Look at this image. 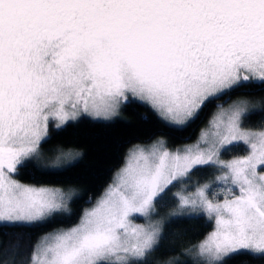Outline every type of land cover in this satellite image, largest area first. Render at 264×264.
I'll list each match as a JSON object with an SVG mask.
<instances>
[{"label":"snow or ice","instance_id":"6c2138e0","mask_svg":"<svg viewBox=\"0 0 264 264\" xmlns=\"http://www.w3.org/2000/svg\"><path fill=\"white\" fill-rule=\"evenodd\" d=\"M244 88L264 90V0H0V229L52 226L18 253L21 264H152L166 238L153 216L169 196L173 219L212 228L185 249L186 264L264 262V109L231 101ZM133 102L178 131L211 111L194 144L130 149L76 222L71 187L18 178L29 166L68 171L71 153L32 163L50 123L110 120ZM206 169L212 179H193Z\"/></svg>","mask_w":264,"mask_h":264},{"label":"trees","instance_id":"16d2710c","mask_svg":"<svg viewBox=\"0 0 264 264\" xmlns=\"http://www.w3.org/2000/svg\"><path fill=\"white\" fill-rule=\"evenodd\" d=\"M237 98L253 99L257 111L264 109V90L259 88H244L233 93L231 100ZM226 100L228 98H225ZM209 111L203 113L199 120L184 130H176L166 124L147 105L133 102L123 105L118 115L110 120H98L83 116L79 120L69 122L61 130L54 124L49 125L51 139L42 143L43 150L69 148L80 150V156L72 163L62 167L68 169L63 175L43 176L36 168L29 166L21 168L19 178L36 183H49L65 187H75L78 192L74 196V215L70 222H76L81 210L91 203L114 177L116 170L123 164L127 149L135 142L149 141L159 135L166 137L169 146L173 147L198 137L201 127L206 124ZM262 117L253 116L246 121V126L257 127ZM240 149L222 152V156L238 154ZM33 165L45 167L36 162ZM214 170L206 169L195 176L199 180L209 179ZM176 189H173L175 191ZM176 207V202L167 197L157 204L156 211L163 212ZM52 226L46 228H11L0 229V259H15L21 264L23 256L31 243ZM211 225L203 218L177 221L172 216L163 224L165 239L160 248L151 257L152 264H163L167 259L178 258L181 264H186L189 257L184 251L192 243L201 240L209 231ZM19 246V247H17ZM264 264L253 260L247 255H239L232 259L231 264Z\"/></svg>","mask_w":264,"mask_h":264},{"label":"rangeland","instance_id":"374dc122","mask_svg":"<svg viewBox=\"0 0 264 264\" xmlns=\"http://www.w3.org/2000/svg\"><path fill=\"white\" fill-rule=\"evenodd\" d=\"M238 99H242V98H237V99H234V100H231V101H235V100H238ZM247 99V98H246ZM249 100H253V99H249ZM255 105V104H254ZM115 117V116H114ZM50 124H52V123H50ZM207 126V122H206V124H204L202 127H201V129H200V131L203 129V128H205ZM200 131H199V133H200ZM198 136H199V134H198ZM159 138H163V139H165L166 141H167V139H166V137L165 136H163V135H159V136H157L156 138H154V139H152V140H149V141H143V142H135V143H133L128 149H127V152H126V155H125V158L127 157V155H128V153H129V151H130V149H132L134 146H136V145H145V144H148V143H150V142H152L153 140H155V139H159ZM197 138L198 137H196L195 139H191V140H188V141H186V142H183V143H180V144H178V145H175V146H173V147H182V146H185V145H188V144H194L195 142H196V140H197ZM41 151H42V155H41V158L39 159V160H35L34 162H36V163H38V164H40V165H42V166H47V167H51L52 166V162H53V160L55 159V157L56 156H58V155H61L62 153L63 154H68V153H71V158H65L64 160H63V162H62V164L60 165V167H64V166H66V165H68V164H70V163H72V162H74L79 156H80V150H76V149H69V148H58V149H54V150H43V149H41ZM222 158L223 159H225V160H227V159H230L231 158V156H229V157H227V156H222ZM124 163V162H123ZM123 165V164H122ZM121 165V166H122ZM120 166V167H121ZM119 167V168H120ZM118 168V169H119ZM117 169V170H118ZM116 170V171H117ZM19 178V177H18ZM20 179V178H19ZM194 180H199L196 176H194V178H193ZM209 179H212V175H211V177L209 178ZM22 182H25V183H36V182H31V181H25V180H22ZM112 182V180L109 182V183H111ZM108 183V184H109ZM45 184H49V183H45ZM107 184V185H108ZM49 185H52V186H60V185H55V184H49ZM65 187V186H64ZM69 187H71L73 190H74V192H75V194L78 192V190L75 188V187H72V186H69ZM106 188V187H105ZM104 188V189H105ZM177 190H179V189H176L175 191H177ZM99 196V195H98ZM97 196V197H98ZM91 205V203H89L85 208H87V207H89ZM177 209H176V207H172V208H170V209H168V210H166V211H163V212H157L156 211V215H154L153 216V219L154 220H162L163 221V224H164V222L165 221H167V219H169L170 217H171V215H170V213H172V212H174V211H176ZM136 223H140V224H143V223H146V220L144 219V218H139V219H137L136 220ZM211 230H212V228H211ZM210 230V231H211ZM209 231V232H210ZM17 264H19V262H17Z\"/></svg>","mask_w":264,"mask_h":264}]
</instances>
